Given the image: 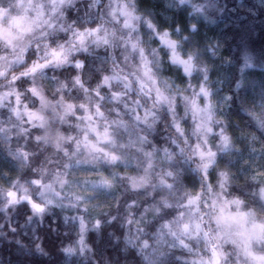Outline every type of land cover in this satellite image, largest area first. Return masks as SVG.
Masks as SVG:
<instances>
[{"label":"clouds","instance_id":"clouds-1","mask_svg":"<svg viewBox=\"0 0 264 264\" xmlns=\"http://www.w3.org/2000/svg\"><path fill=\"white\" fill-rule=\"evenodd\" d=\"M0 264H264V0H0Z\"/></svg>","mask_w":264,"mask_h":264}]
</instances>
